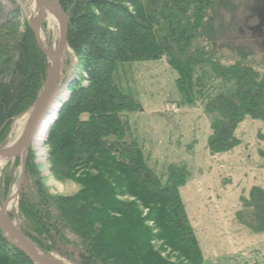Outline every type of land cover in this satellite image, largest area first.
<instances>
[{
  "label": "trees",
  "instance_id": "obj_1",
  "mask_svg": "<svg viewBox=\"0 0 264 264\" xmlns=\"http://www.w3.org/2000/svg\"><path fill=\"white\" fill-rule=\"evenodd\" d=\"M229 1L58 0L69 20L75 66L44 145L56 176L84 189L77 199L51 197L28 153L19 216L25 237L39 250L75 264H171L154 246L163 242L190 264L203 263L179 196V174L175 169L162 179L149 166L132 134L128 118L137 104L122 78L133 64L165 61L176 75L177 106H199L209 119L213 155L240 144L236 132L246 119L262 124L258 138L264 143V73L217 58ZM18 13L3 26L7 37L0 35V147L13 119L38 100L48 72L30 27L18 31ZM13 40L15 46L7 44ZM245 202L242 220L264 234V191L254 188ZM68 247L76 248L78 260ZM0 264H33L1 230Z\"/></svg>",
  "mask_w": 264,
  "mask_h": 264
},
{
  "label": "rangeland",
  "instance_id": "obj_2",
  "mask_svg": "<svg viewBox=\"0 0 264 264\" xmlns=\"http://www.w3.org/2000/svg\"><path fill=\"white\" fill-rule=\"evenodd\" d=\"M23 3L30 22H35L38 10L34 0ZM18 7L16 0H0V35L7 37L8 31L2 29L15 10H19L20 16L18 31L23 33L28 20ZM260 11H264V0H232L228 8L222 10L225 30L217 34L216 40L217 58L221 62H243L264 73V27L259 28V32L254 31L260 25L257 15ZM49 15L45 16L41 37L44 45L54 50L60 38V23L55 17V22H51ZM207 33L212 40L214 33L211 30ZM16 41H8L7 44L15 46ZM73 66L75 59L68 49L63 58L60 79V85L66 86L67 92L72 81ZM122 79L137 104L128 120L134 138L149 158V166L162 179L167 178L171 171L179 174L176 179V184L182 186L179 196L198 239L203 254L202 264H264V234L254 231L255 227L251 229L245 218L242 220V214H247L244 210L245 200L251 197L252 190L258 188L264 191V157L261 154L264 143L258 138L262 124L246 119L236 132L240 144L228 153L213 155L208 148L211 134L209 119L199 106H177L176 75L165 61L133 64ZM61 105L60 102L48 120L42 146L37 147L35 140L29 152L34 153L46 193L53 198L70 200L77 199L84 186L77 180L56 176L51 150L44 145ZM32 108L13 119L8 140L1 147H11L18 141L31 120ZM21 172V156L6 160L0 169V204L5 206L13 198L12 207L8 208L7 213L14 221L17 216L20 219V193L17 196L16 193ZM8 182L10 186L3 200ZM24 184L25 176L22 188ZM143 217L149 218L147 209L143 210ZM146 222L153 231L158 232L151 222ZM20 223L23 226L21 219ZM69 238L75 241L72 235ZM154 246L162 259L171 264H190L165 243L155 242ZM70 247L67 253L78 260L76 248ZM51 255L75 264L60 255Z\"/></svg>",
  "mask_w": 264,
  "mask_h": 264
},
{
  "label": "water",
  "instance_id": "obj_3",
  "mask_svg": "<svg viewBox=\"0 0 264 264\" xmlns=\"http://www.w3.org/2000/svg\"><path fill=\"white\" fill-rule=\"evenodd\" d=\"M16 1H18L23 14L28 20V25L35 36L39 50L48 61L46 81L38 100L32 108L33 111L28 126L13 146L0 148L1 159L9 160L21 156L22 172L16 193L17 196L24 181L28 152L39 135L44 121L62 88L60 85L62 63L66 51L69 49V20L58 0H34V4L38 10V17L32 23L23 1ZM47 14L53 15L60 23V38L54 50L48 49L41 37L42 26ZM11 201H13V198H10L5 206L0 204V230L3 236L33 264H60L52 258L51 254L39 250L25 237L18 216L14 221L7 213V206Z\"/></svg>",
  "mask_w": 264,
  "mask_h": 264
},
{
  "label": "bare ground",
  "instance_id": "obj_4",
  "mask_svg": "<svg viewBox=\"0 0 264 264\" xmlns=\"http://www.w3.org/2000/svg\"><path fill=\"white\" fill-rule=\"evenodd\" d=\"M49 19L51 20V22H55V18L53 15H49ZM62 92V93H61ZM63 94H67V88L66 86H63L61 88V91H59V95H58V98L57 100L55 101L54 105L51 107L50 109V113L48 114L46 120L44 121V125L42 126V129L40 130L39 132V135L36 137V146L37 147H41L42 146V143H43V140H42V136L44 134H46L47 132V127H48V120L49 118L51 117V115H53L55 113V111L58 109V106L60 105V100L63 98ZM56 108V109H55ZM53 118V117H52ZM52 122V121H50ZM45 136V135H44ZM6 164V159H1L0 158V169H2V167ZM12 207V201L8 204L7 206V210L8 208L10 209ZM52 258L57 261L58 263L60 264H70L69 262H67L66 260L64 261L63 259L57 257V256H52Z\"/></svg>",
  "mask_w": 264,
  "mask_h": 264
},
{
  "label": "flooded vegetation",
  "instance_id": "obj_5",
  "mask_svg": "<svg viewBox=\"0 0 264 264\" xmlns=\"http://www.w3.org/2000/svg\"><path fill=\"white\" fill-rule=\"evenodd\" d=\"M263 13H264V11H260V12L257 13V15L260 18V25L258 27H256L254 29V31H258L259 32V30H260L259 28H261L262 26L264 27V16L262 15Z\"/></svg>",
  "mask_w": 264,
  "mask_h": 264
}]
</instances>
